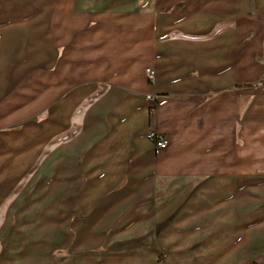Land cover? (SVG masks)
Returning a JSON list of instances; mask_svg holds the SVG:
<instances>
[{
    "label": "crops",
    "instance_id": "crops-1",
    "mask_svg": "<svg viewBox=\"0 0 264 264\" xmlns=\"http://www.w3.org/2000/svg\"><path fill=\"white\" fill-rule=\"evenodd\" d=\"M11 1L0 264H264V0Z\"/></svg>",
    "mask_w": 264,
    "mask_h": 264
},
{
    "label": "rangeland",
    "instance_id": "rangeland-1",
    "mask_svg": "<svg viewBox=\"0 0 264 264\" xmlns=\"http://www.w3.org/2000/svg\"><path fill=\"white\" fill-rule=\"evenodd\" d=\"M8 1H11V0H8ZM17 1H20V0H13V1H11V2H17ZM22 2H25V3H28V2H30V0H22ZM15 3H12V5H14ZM17 5V4H16ZM46 6V5H45ZM45 9V8H44ZM43 9V10H44ZM37 14L36 13H32V12H30V13H27V15L26 16H24V14H22V16H18L19 17V19H21V20H23V21H25V20H31V19H34V16H36ZM22 17V18H21ZM14 18H16V17H14ZM149 76V75H148ZM151 83V82H150ZM151 132V131H150ZM149 132V133H150ZM89 178V177H88ZM89 186H90V184H89V181L87 180V178L85 179V181L82 183V185L80 186V187H78V188H72L71 189V197H70V202H72V205H71V222H70V225H69V230L67 229V226H66V224H63V220H64V216H63V211H62V208L58 205V204H55V206L53 207L54 208V210L53 211H49L48 212V214H49V216L50 217H53V219L55 218L56 219V221H57V223L56 224H54V227H55V229H57V230H61L64 226H66V230H65V233L66 234H69L70 235V240H73V242H74V244H76L77 243V241L79 242L80 241V237H79V229L78 230H76L77 228H74V223H75V220H74V218L75 217H77L78 216V213H76V212H74L73 210H74V208L75 209H77V208H83V205L84 204H82V201L80 202V200H82L84 197H86L85 195L87 194V192H88V188H89ZM110 190H109V192L108 193H106V194H104L103 196H110ZM56 195H58V194H56ZM58 196H56V198H57ZM56 201H57V199H56ZM89 211V210H88ZM87 210H83V218L84 219H86L87 218V216L89 215V213L90 212H88ZM189 211V210H188ZM45 213H46V211H45ZM94 215V214H93ZM39 216L41 217V218H46L47 216H46V214H44V213H42V211L40 210L39 211ZM41 220H39L38 221V223L40 222ZM173 225V224H172ZM112 226V225H111ZM110 228V227H109ZM112 229H113V226L109 229V230H107L106 232L104 231V233H105V235H103L102 237H101V239L102 240H104L105 241V244H104V246L102 247V249L101 250H105L106 249V247H107V244H106V241H107V239H108V235L111 233V231H112ZM46 229H44V230H42V231H45ZM43 238L42 236H39L38 238L39 239H41V238ZM154 238V237H153ZM100 239V240H101ZM25 240V239H24ZM102 240H101V243H102ZM55 255L57 254V253H54ZM72 255V254H71ZM161 259H162V257H159L158 258V260H160L161 261ZM158 264H159V262H158Z\"/></svg>",
    "mask_w": 264,
    "mask_h": 264
},
{
    "label": "built area",
    "instance_id": "built-area-1",
    "mask_svg": "<svg viewBox=\"0 0 264 264\" xmlns=\"http://www.w3.org/2000/svg\"><path fill=\"white\" fill-rule=\"evenodd\" d=\"M147 74L149 75L150 82L153 83L155 79V72L148 69ZM147 138L153 143V150L157 155L166 151L169 147V141L156 131L148 133Z\"/></svg>",
    "mask_w": 264,
    "mask_h": 264
}]
</instances>
